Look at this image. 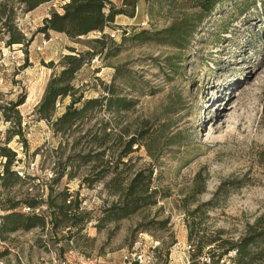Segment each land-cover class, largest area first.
<instances>
[{"label": "rangeland", "instance_id": "rangeland-1", "mask_svg": "<svg viewBox=\"0 0 264 264\" xmlns=\"http://www.w3.org/2000/svg\"><path fill=\"white\" fill-rule=\"evenodd\" d=\"M66 1L49 0L27 11L21 0H0V104L25 100L18 106L24 137L8 139L18 128L0 119V173L6 146L17 154L13 169L24 174L6 189L0 178V216L14 202L18 211H31L25 200L46 201L54 188L53 197L68 189L84 217L78 227L56 232L48 224L44 230L0 235V264H139L141 255L156 264H199L201 257H208V264L234 261L231 251L216 262L222 250L208 242L201 255L194 253L199 242L219 236L221 229L223 238L237 240L264 215V4L258 1L236 17L237 0H228L204 16L193 0H139L134 16L117 15L104 31L77 39L53 30L42 33L44 19L62 12ZM172 25L194 31L185 48L160 42L168 36L160 30ZM144 28L153 32V40L134 38ZM104 35L103 53L75 76V95L101 98L110 96L111 87L134 105L120 112L95 108L73 129L57 132L36 106L61 70L63 55L99 51L92 41ZM19 37L23 42L10 43ZM71 100L59 101L56 117ZM111 126V136L101 144ZM133 135L141 142L123 164L117 157ZM81 154L97 157L83 163ZM145 168L155 172L150 185L156 203L99 227L104 209L118 200L106 183L119 173L127 184ZM208 201L213 203L196 213L200 234L190 241L188 211ZM41 204L36 212L50 220L52 210Z\"/></svg>", "mask_w": 264, "mask_h": 264}, {"label": "trees", "instance_id": "trees-1", "mask_svg": "<svg viewBox=\"0 0 264 264\" xmlns=\"http://www.w3.org/2000/svg\"><path fill=\"white\" fill-rule=\"evenodd\" d=\"M49 0H21L24 5H27V11L38 7L40 4ZM139 0H122L121 6H116L111 0H68L62 5V12L54 10L47 18L44 19V25L40 28V31L47 34L50 30L57 33H64L72 39H77L82 35H87L93 31H104L106 27L116 20V16L120 14H127L129 16L135 15V9L138 6ZM174 2L175 0H168ZM195 6L200 7L202 15L211 14L215 8L227 2L228 0H193ZM264 0H246L241 3L240 0L235 2V16H242L251 7L257 5V2ZM223 32L228 31L226 28ZM161 34L168 33V36H161V43L173 45L179 48H185V44L188 42L193 30L187 31L182 25H172L168 29L160 30ZM152 33L149 29H141L134 34V38L141 39L143 41L153 40ZM106 35L102 37L94 38L92 42L100 50L94 51L87 50L86 52L78 51L75 53H68L63 55L60 65L61 70L54 74L49 80V84L44 93L42 101L36 106V112H38L41 119H45L52 124V127L57 132L65 134V132L73 129L75 125L87 115V113L95 108H107L113 109L116 112H120L126 109H130L134 105V101L128 97H122L115 94L114 90L110 87L108 93L110 96L85 98V95L80 94L79 97L75 95L78 88L75 87L73 81L79 70L84 64L94 59L96 55H101L106 48ZM17 40V39H15ZM24 38L19 37L17 41H10V43L23 42ZM72 52L77 50L74 47L69 48ZM67 96H72L71 102L66 106L65 112L56 117L58 103L61 99ZM25 100L10 101L8 104H0V119L5 117L14 123L13 128L16 126L17 131H12L8 136V139L15 135L24 137V131L21 128V114L18 110V106ZM9 111H13L17 120L12 119V115ZM110 126V123H106ZM114 128L106 127L105 136L102 137L101 144L105 143L104 139L111 136ZM109 130V131H108ZM138 136H131L127 139L124 149L117 157L119 162L126 163L125 158L134 151L136 143L141 142ZM26 143V138H24ZM27 144V143H26ZM148 151L151 153V147L149 144H145ZM105 150L99 152L97 155H104ZM1 155L6 157V161L3 164V171L0 173L1 183L3 188H10L17 181H21L22 176L17 174V171L13 169L15 162L16 152L10 147H2ZM97 155L93 154H81L78 155L82 159L83 163L94 161ZM114 156V153H113ZM148 169V168H145ZM138 171L133 178H131L127 184H124L120 180L119 173L113 175L111 181L107 182L111 192L116 193L118 196L117 201L104 209L103 214L99 217V227H103L107 221H119L121 219L129 217L130 214L138 211L145 205L154 204L156 200H153V196L157 191L151 189V181L153 179V168ZM61 176H65L62 174ZM105 173L101 174L103 178ZM58 179V178H57ZM222 185L220 190L225 188ZM196 192H203V189L198 187L193 188ZM54 188L50 189L49 198L46 201L43 199H26L25 204L31 209L29 212L18 211V203H10L6 208V212L0 216V235L6 236L7 233L15 232L17 230H31L33 228L40 227L44 230L48 224L52 225L53 232H56L57 228H68L69 226L78 227V224L82 222L83 215L79 210V204L70 199L72 193L67 189L53 197ZM47 203L52 210L50 220L42 212H36L35 208L42 205L41 203ZM213 201L205 202L199 207L188 211V215H191L192 221L190 222V234L189 240H193L196 234H200L199 229H196V213L201 210L202 206L212 204ZM195 223V224H194ZM247 233L241 236L237 240L230 238H223L221 233L225 230H219V236L206 238L205 241L199 242L198 251L195 255H201L205 248V243L208 245H216L222 252L216 257V262H219L222 255L228 254L231 251H236V257L234 258L237 264H264V215L258 217L252 224L247 225ZM197 236V235H196ZM216 255V254H215ZM214 255V256H215Z\"/></svg>", "mask_w": 264, "mask_h": 264}, {"label": "built area", "instance_id": "built-area-1", "mask_svg": "<svg viewBox=\"0 0 264 264\" xmlns=\"http://www.w3.org/2000/svg\"><path fill=\"white\" fill-rule=\"evenodd\" d=\"M19 174H20V175H24V174H22V172L19 173ZM233 252L236 253V251H233ZM228 255H229V256H232V253L229 252ZM225 256H227V254H225ZM201 260H202V262H200L199 264H208V262H207V261H208V257H207V258H202V257H201ZM222 260H223V262L226 261V260L223 259V258H222ZM136 262H138L139 264H156L152 258H150V259H145V258H143L142 255L138 257V261H136ZM206 262H207V263H206ZM227 264H236V262H235V260H234V261H231L230 259H228Z\"/></svg>", "mask_w": 264, "mask_h": 264}]
</instances>
